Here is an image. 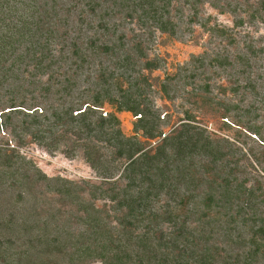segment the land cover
I'll return each mask as SVG.
<instances>
[{
    "label": "rangeland",
    "instance_id": "obj_1",
    "mask_svg": "<svg viewBox=\"0 0 264 264\" xmlns=\"http://www.w3.org/2000/svg\"><path fill=\"white\" fill-rule=\"evenodd\" d=\"M260 2L109 0L91 13L84 1H74L77 6L53 47L60 62L43 76L61 93L51 94L49 101L40 103L38 113L42 108L45 115L51 116L54 101L84 109L100 99L103 111H98L92 120L104 117L103 112H116L119 128L128 137L127 145H120L114 135L98 137L93 133L91 139L101 150L103 161L98 169H93L82 149L73 156L64 154L63 150L71 148L69 143L53 151L36 142L21 143L2 129L0 144L18 146L28 165L25 168L30 170L34 165L56 181L59 178L77 184L83 189L84 199L94 200L113 215L116 201L107 197L95 199L94 191H121L134 180L133 190L137 192L157 181L158 169L146 175L141 166L120 176L128 163L130 145H139L141 152L157 157L161 143L158 139L163 138V133L166 138L171 136L174 128H181L190 118L195 126L192 131L210 138L219 153L188 158L185 164L189 175L180 177L171 172L172 181L153 190L147 202L152 212H173L177 220L187 218L192 228L203 230V236L194 231L193 238L208 246L216 264H238L253 246L252 228L264 223V204L256 206L259 200L253 201L250 207L238 199L231 203L216 199L207 207L205 197L211 190L209 181H216V186L229 178L232 184L251 188L258 198H263L264 9ZM152 8L157 11L154 13ZM156 18H169L174 23L173 35L162 31ZM76 47L77 51H73ZM147 60L156 61L158 67L147 71ZM111 100H118L122 107L116 109ZM126 102L140 103L141 108L155 113L148 117L150 121L144 129H153L152 139L136 128L139 115L125 110L122 104ZM43 123L47 127L53 119ZM167 152L173 153L172 149ZM162 163L163 160L157 168ZM174 178L180 179L175 182ZM12 191L6 193V200L15 196ZM184 196L190 197L186 205L180 202ZM10 204L6 201L7 206ZM24 210L25 207L17 215L20 217ZM145 223L148 221L142 223L141 229L146 228ZM174 225L159 221L149 228L169 232ZM19 248L11 252H19ZM195 259L199 258H192L191 264H196Z\"/></svg>",
    "mask_w": 264,
    "mask_h": 264
},
{
    "label": "trees",
    "instance_id": "obj_2",
    "mask_svg": "<svg viewBox=\"0 0 264 264\" xmlns=\"http://www.w3.org/2000/svg\"><path fill=\"white\" fill-rule=\"evenodd\" d=\"M74 1L77 0H0V132L6 129L21 143L36 142L53 151L69 143L71 148L63 150L64 154L73 156L76 150L82 149L87 163L98 169L103 163L102 152L91 139L93 133L98 137L114 135L120 145H127L128 137L119 128L116 112L110 111L94 122L93 116L103 109L100 99L84 109L54 101L50 106L51 116L45 115L42 108L38 113L37 108L40 103L49 101L51 94L61 93L44 81L43 76L60 62L53 47L61 36L63 24L77 6ZM82 1L92 13L109 0H78V3ZM260 4L264 9V0ZM155 22L162 31L173 35L174 23L169 18H156ZM73 51H77V47ZM145 65L149 72L158 67L154 60H147ZM110 104L116 109L122 107L118 100H111ZM122 105L134 116L139 115L136 128L152 139L153 129L146 132L144 129L150 121L148 117L155 113L141 108L140 103ZM50 119L53 123L45 127L43 121ZM186 120L181 128L172 130L171 136L166 138V134L158 139L161 143L157 146V157L141 152L143 148L136 144L128 149V163L120 176L141 166L146 169L142 174L146 175L158 169L157 181L141 186L137 192L133 190L134 180L121 191L101 190L99 194L94 191L95 199L107 197L116 201L113 215L97 206L94 200L84 199L83 189L77 184L59 178L56 181L34 165L33 169L25 168L28 165L18 146L0 144V264H191L192 258H199L195 259L196 264H216L208 246L193 238L194 231L203 236V230L192 228L187 218L177 220L173 212L167 215L152 212L147 202L153 190L172 181L171 172L180 177L189 175V166L185 164L188 158L216 156L220 151L210 138L192 131L195 126L190 118ZM167 149H172L173 153L169 154ZM162 160V166L157 168ZM179 179L174 178L175 182ZM214 183L216 181L208 182L211 190L205 197L207 207L216 199L225 203L238 199L250 207L253 201L259 200L256 206L264 204V194L260 199L253 189L234 185L229 178L216 186ZM11 190L16 194L6 200V193ZM189 199L184 196L180 202L186 205ZM22 206L25 210L19 217L17 213ZM144 221L148 224L141 229ZM159 221L175 225L169 232L149 228ZM250 242L253 246L237 263L264 264L263 222L252 228ZM17 246L21 248L19 252L12 253Z\"/></svg>",
    "mask_w": 264,
    "mask_h": 264
},
{
    "label": "built area",
    "instance_id": "obj_3",
    "mask_svg": "<svg viewBox=\"0 0 264 264\" xmlns=\"http://www.w3.org/2000/svg\"><path fill=\"white\" fill-rule=\"evenodd\" d=\"M101 110L103 111V109L101 108ZM82 111V110H81ZM79 112V111H78ZM77 112H75L76 114ZM103 115L106 116L107 115V112H103ZM166 136V133H163V138Z\"/></svg>",
    "mask_w": 264,
    "mask_h": 264
}]
</instances>
